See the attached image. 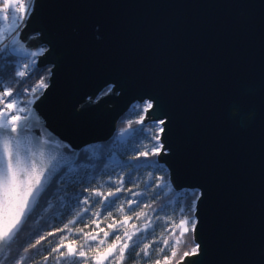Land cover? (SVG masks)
Masks as SVG:
<instances>
[{"label": "water", "instance_id": "1", "mask_svg": "<svg viewBox=\"0 0 264 264\" xmlns=\"http://www.w3.org/2000/svg\"><path fill=\"white\" fill-rule=\"evenodd\" d=\"M17 41L51 69L35 146L71 165L151 102L158 161L200 194L179 264H264V0H34Z\"/></svg>", "mask_w": 264, "mask_h": 264}, {"label": "snow or ice", "instance_id": "2", "mask_svg": "<svg viewBox=\"0 0 264 264\" xmlns=\"http://www.w3.org/2000/svg\"><path fill=\"white\" fill-rule=\"evenodd\" d=\"M32 9L33 0H21L20 3H9L8 0H4L2 8H0V13H2V19H0V59L9 57L12 53L18 51L16 36L25 26ZM19 47H22V45ZM37 55L36 52L30 54L31 57ZM10 64V67L0 64V105H3V107H0V264H27L33 258L29 248H37L41 244V240L46 239L45 236H41L34 244L30 243L31 235L38 234V232L31 230L30 225L35 217L39 215L40 205L48 203V196L54 192L59 194L62 191L68 192L71 190L72 200H70V203H73L74 206H79L81 203L88 204L89 197H85L81 201L80 193L76 191L79 183L83 182L84 177L77 179V173L73 169L78 166L74 162L72 165H68L61 162L58 155L48 156L43 148V145L49 142L47 139L43 142L36 141V144L41 145L40 147L35 146L32 139H30L31 130L38 118L31 108L34 100L30 98L22 99V97L25 96V93H28L29 96H35L38 91L47 87L44 79H40L30 89L24 87L27 83L24 79L26 76L30 78L32 75L39 73V69L35 66V60L32 59L29 62L28 59L22 61L13 59ZM6 81L8 83L5 86ZM136 107L140 108L141 106L137 105ZM152 109L153 104L145 102L141 111L136 113L139 116L136 123L142 125L141 128L135 130L137 136L144 132L145 120H150L152 124H156L148 115ZM164 123L163 119L159 120V125ZM157 128L155 135L145 136V139L156 141V143L151 144V147L145 146L144 151L137 149L139 155L133 156L132 159L145 165H155L158 168L157 161L148 159L149 156H159L164 149V145L159 141L160 133H163L165 129L160 126H157ZM141 157H143V160H141ZM160 179L163 180V177ZM117 183L122 184V181ZM120 191H122V188L116 187L115 191H109L105 194L93 188L90 190L89 196L100 197L97 203L104 210H108L115 206L116 199L119 198L117 193ZM128 191H131V189H128ZM133 195L139 194L133 193ZM176 195L177 208L180 210L181 216L170 232L175 239L171 244L167 239H164L162 241L164 247L160 249L161 253H166V250L170 251L172 257L177 255L176 249L178 246L187 244L184 237L189 232L194 233L196 230V221L193 219L192 214L194 204L199 199L200 194L197 192H181ZM181 200L184 201L183 205H181ZM134 202L132 200L128 201L129 208ZM135 203L138 204V202ZM183 207L187 208V212L183 211ZM87 211H89L88 208L83 209V212ZM121 211H123V208H121ZM82 215L83 213H77L76 219H81ZM94 215L99 216V212L94 213ZM76 219L65 224L64 229L71 231L69 225L74 224ZM125 223H127V220H125ZM109 227H113V225H109ZM147 227L148 225L143 229H135L132 235L124 234L126 240L118 249L121 259L125 258L126 250H130L129 259L140 257L141 252L144 257L153 254L150 252L148 245H145L141 252H136L140 244L139 240L134 239V237L136 233L146 231ZM64 229H59V231H64ZM25 233H29V239H24V243H28L29 247H24L21 243ZM48 235L51 236L53 233L49 232ZM114 235L117 240L120 239L115 229ZM107 236L108 233H105V237ZM91 239L95 240L96 237H91ZM63 243L64 238L61 237L60 246ZM60 246L53 247L50 252V255L52 253L57 254L53 257L55 264H86L84 251L75 250L71 245H68L66 248L67 255H65L64 252L59 251ZM115 250V245L110 246L106 253L97 256L95 264H104V261L108 260L109 257L115 259L113 256ZM199 251L200 245L193 242L188 250H185L180 256V261L190 255H198ZM165 260L167 261V255H165ZM43 264H48V257L44 258ZM109 264H111V261H109ZM157 264H159V261H157Z\"/></svg>", "mask_w": 264, "mask_h": 264}, {"label": "trees", "instance_id": "3", "mask_svg": "<svg viewBox=\"0 0 264 264\" xmlns=\"http://www.w3.org/2000/svg\"><path fill=\"white\" fill-rule=\"evenodd\" d=\"M42 49L45 50V48ZM13 59L22 61L28 59V57H16L11 54L9 57L0 59V64L10 67V61ZM36 68L38 67L36 66ZM38 69V74L32 75L30 78L28 76L24 78L27 81L24 87L30 89L40 79H44L48 86L50 67ZM7 83L8 81L5 82V86ZM45 89L38 91L35 96H29L28 93H25L22 99L30 98L36 101ZM110 89L111 87L105 89L102 93H107ZM102 95L104 94H100L96 99H99ZM143 103L145 102H135L130 105L117 121L114 133L109 140L89 144L79 151L74 162L78 167L74 168L73 171L77 173V179L84 177V180L79 183L76 191L80 193L81 201L85 197H89L88 204L81 203L79 206H74L73 203H70L72 192L69 190L68 192L62 191L59 194L52 193L47 198L48 203L40 205L41 211L30 225L31 230L38 232V234L31 235L30 243L34 244L41 236H45L46 239L41 240V244L37 248H29L33 258L27 264H43L45 257H48V264H55L53 257L57 254L52 253L50 255V252L53 247L60 246L61 237L64 238V243L59 247V251L67 255L66 248L68 245L74 247L75 250H82L85 253L86 264H95L97 256L106 253L108 248L113 245L116 248L113 252L115 259L109 257L108 260L104 261V264H109V261L112 264H157V261H159V264H178V262H181L180 256L183 252L188 250L193 242L196 243L195 238L193 241L194 233L189 232L184 237L187 244L178 246L175 257H172L171 252L168 250H166V253L160 252V249L164 247L162 243L164 239H167L170 244L175 239L170 232L181 216V212L177 208L176 194L197 191L175 189L171 183L169 171L164 164L158 161V156H149L148 158L157 161L158 168L155 165H145L132 159L133 156L139 155L137 149L144 151L145 146L151 147V144L156 143V141L145 139V136L155 135L158 130L157 126L162 127L157 122L152 124L150 121H145L143 125L144 132L137 136L135 130L141 128L142 125L136 123L139 119L136 113L141 111ZM137 105L141 107L138 108ZM0 107H3V105H0ZM141 160H143V157H141ZM161 177H163V180L160 179ZM118 181H122V184L117 183ZM116 187H121L122 191L117 193L119 198L116 199L115 206L108 210H104L97 203L100 197L89 196V192L93 188L107 194L109 191H115ZM128 189H131V191H128ZM133 193L139 195L134 196ZM129 200L138 202V204L134 202L129 208ZM196 202L192 214L195 221ZM183 203L184 201L181 200V205ZM84 208H88L89 211L83 212ZM121 208H123V211H121ZM183 211L187 212V208L183 207ZM97 212H99V216L94 215ZM77 213H83L81 219H76ZM74 219H76V222L69 225L71 231L64 229V225ZM125 220H127V223H125ZM109 225H113V227H109ZM146 225H148L147 230L136 233L134 237V239L139 240L140 244L136 252H141V249L148 245L150 252L153 254L144 257L141 252L140 257L129 259L130 250H126L125 258L121 259L118 249L126 240L124 234L132 235L135 229H143ZM59 229H64V231H59ZM81 229L82 231H80ZM114 229L120 236L119 240L115 238ZM49 232L53 235L49 236ZM105 233H108L107 237H105ZM91 237H96V239L92 240ZM24 239H29V233H25L24 238L21 240L24 247H29L28 243H24ZM165 255H167V261ZM193 256L195 255L188 257Z\"/></svg>", "mask_w": 264, "mask_h": 264}, {"label": "rangeland", "instance_id": "4", "mask_svg": "<svg viewBox=\"0 0 264 264\" xmlns=\"http://www.w3.org/2000/svg\"><path fill=\"white\" fill-rule=\"evenodd\" d=\"M3 2H4V0H0V8H2ZM8 2L9 3H20L21 0H8ZM0 19H2V13H0ZM9 19H10V14H9ZM17 38H18V36H16V40H17ZM17 47H18V51L16 53H12L16 57H28V58L34 59L35 57L30 56V54L32 52H36V53H38V55H41L45 51L42 48H37L35 50H26L25 48H22L23 46L22 47L17 46ZM95 101H97V99H95ZM72 248L74 249V247H72Z\"/></svg>", "mask_w": 264, "mask_h": 264}, {"label": "built area", "instance_id": "5", "mask_svg": "<svg viewBox=\"0 0 264 264\" xmlns=\"http://www.w3.org/2000/svg\"><path fill=\"white\" fill-rule=\"evenodd\" d=\"M33 3H34V0H33ZM28 60H29V62L31 61V59H29V58H28ZM34 60H35V65H36V62H37L36 58Z\"/></svg>", "mask_w": 264, "mask_h": 264}]
</instances>
